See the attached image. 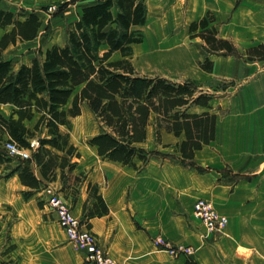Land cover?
Instances as JSON below:
<instances>
[{
  "label": "crops",
  "instance_id": "crops-1",
  "mask_svg": "<svg viewBox=\"0 0 264 264\" xmlns=\"http://www.w3.org/2000/svg\"><path fill=\"white\" fill-rule=\"evenodd\" d=\"M60 1L0 0V10L25 16ZM93 1L75 0L71 7L80 13ZM145 2L148 29L141 54L157 62L171 59L167 64L174 72L158 77L192 84L195 95H212L208 106L193 104L187 112L216 116L214 140L195 151L191 163H181L177 148L184 133L176 136L161 128L157 141L153 117L145 141L137 144L148 160L142 164L135 158L133 167L102 159L95 147L86 143L84 149L69 137L80 158L63 181H45L31 159L23 163L41 180L28 198L17 173L1 178L5 166H0V208H9L6 216L14 219L8 242L0 229V264H92L43 206L40 195L46 185L59 191L117 264H264V0ZM206 16L213 18L217 37L230 42L233 52H212L191 36L190 24ZM205 59L211 71L200 68ZM37 145V139L31 141L33 150ZM10 157L15 167L20 159ZM95 188L108 211L89 218L86 213L93 206L100 210ZM199 198L210 200L228 218L216 242L193 216ZM157 235L174 244L194 245L202 254L164 258L152 243Z\"/></svg>",
  "mask_w": 264,
  "mask_h": 264
},
{
  "label": "trees",
  "instance_id": "trees-1",
  "mask_svg": "<svg viewBox=\"0 0 264 264\" xmlns=\"http://www.w3.org/2000/svg\"><path fill=\"white\" fill-rule=\"evenodd\" d=\"M73 2L65 1L60 8ZM19 16L24 15L0 10V29L5 30L0 37V106L11 108L7 117L0 113V166H5L1 178L17 173L27 188L23 192L25 198L40 187L41 180L23 163L31 159L39 168L41 179L48 182L57 177L63 181L66 173L76 167L80 153L70 142L69 134L60 128H69L70 120L81 115L84 104L101 127L87 143L96 148L102 159L123 165L136 167L135 158L142 164L147 162L137 144L145 141L153 117L157 141L161 128L176 136L184 133L185 139L177 148L181 163H191L195 151L214 140L216 116L187 112L193 104L208 106L212 95H195L192 84L136 72L133 46L142 42L137 29L147 20L145 0H94L82 7L64 45L38 49L29 64L13 69L4 58V51L18 42L33 41L42 27V19L36 13ZM212 22L211 16L194 21L189 33L199 37L212 52H233L230 42L217 37ZM115 55L119 57L113 58ZM199 66L205 71L212 69L208 59ZM34 139L38 145L33 150ZM5 141L32 151L30 159L19 160L11 167L12 158L2 147ZM94 197L100 210L93 206L86 213L89 218L108 211L97 188Z\"/></svg>",
  "mask_w": 264,
  "mask_h": 264
},
{
  "label": "rangeland",
  "instance_id": "rangeland-1",
  "mask_svg": "<svg viewBox=\"0 0 264 264\" xmlns=\"http://www.w3.org/2000/svg\"><path fill=\"white\" fill-rule=\"evenodd\" d=\"M68 0H63L60 2H51L50 4L43 7L41 10L38 11V15L42 19V27L37 35V38L35 41L27 44H19L17 46H10L4 53V57L8 59L11 62V66L13 69L18 68L21 64H29L31 59L35 56H37L38 47L45 50L46 48L53 46V45H64L67 40V33L71 29V25L74 21L77 20L78 16V7L74 6L71 7V5H74L73 3H68L69 5L65 6L64 8L60 5ZM56 5V9L53 13H50L47 11V8L49 5ZM63 6V5H62ZM147 29H148V22L146 20V23L144 26L138 28L137 30L140 31L142 35V42L140 44L133 46V55H132V63L135 66L136 72L140 76L145 77H152L157 76L159 74H162L164 72L169 73V75L174 72V67L171 66V64H167L170 60L163 61L159 60L157 62L156 59L152 58L150 55H143L140 53L139 49L144 46L147 36ZM2 34V31L0 30V35ZM155 50V49H154ZM147 52V51H146ZM119 56L115 55L113 58H117ZM70 104L67 105L66 108L69 107ZM0 113L7 117L10 114V108L9 107H3L0 106ZM100 124L97 121L96 117L90 110V108L87 105H83L81 108V115L77 118H73L70 120V127H63L62 131L63 133H68L69 137L75 142L78 143V145L82 148H86L88 146L87 140L95 134L98 130H100ZM69 138V139H70ZM7 142V141H5ZM4 142V143H5ZM3 143V144H4ZM3 147V146H2ZM29 155L31 154L30 151H27ZM18 158L20 157L19 154L15 155ZM31 156V155H30ZM29 160V159H28ZM57 190V189H56ZM58 191V190H57ZM59 192V191H58ZM60 194V193H59ZM61 195V194H60ZM62 196V195H61ZM66 200V199H65ZM71 209V208H70ZM9 208H0V229L5 235L6 242L9 241V229L14 221V219L11 217L8 219L7 211ZM72 211V209H71ZM5 212V213H4ZM225 231V230H224ZM208 234V233H207ZM214 236L217 239L221 236V234H208ZM155 237H161L163 240H166L171 246H189L192 247L193 252L188 255L180 256L191 258L193 256H198L199 254H202V252L199 250L197 252V247L194 245H186V244H174L170 242L169 240L163 238L161 235H157ZM152 239V243L154 238ZM210 238V237H208ZM212 240V239H210ZM214 240H212L213 242ZM264 243V240H263ZM155 247V246H154ZM157 249V250H156ZM7 249L5 250V252ZM156 252H159L158 254H163L164 258H179V257H172L165 251H162L158 248H155ZM157 254V255H158ZM197 254V255H196ZM262 257L264 258V246H263V253ZM156 259H160L159 257H156ZM159 261V260H158Z\"/></svg>",
  "mask_w": 264,
  "mask_h": 264
},
{
  "label": "built area",
  "instance_id": "built-area-1",
  "mask_svg": "<svg viewBox=\"0 0 264 264\" xmlns=\"http://www.w3.org/2000/svg\"><path fill=\"white\" fill-rule=\"evenodd\" d=\"M55 9L56 5L53 4L48 6L47 11L53 13ZM3 148L9 156L19 154V159L22 161L30 159L28 150L18 149L14 143L7 141L3 144ZM40 200L65 232L68 241L77 250L85 254L87 262L92 264H117L101 247L97 237L91 232L86 222L73 214L65 198L54 187L46 185L42 189ZM193 216L201 223L208 234H222L228 224V218L221 214L210 200L204 198H199L194 202ZM153 245L172 257H180L193 252L192 247H173L161 237H155Z\"/></svg>",
  "mask_w": 264,
  "mask_h": 264
},
{
  "label": "bare ground",
  "instance_id": "bare-ground-1",
  "mask_svg": "<svg viewBox=\"0 0 264 264\" xmlns=\"http://www.w3.org/2000/svg\"><path fill=\"white\" fill-rule=\"evenodd\" d=\"M142 50H143V48H140V49H139L140 53H141Z\"/></svg>",
  "mask_w": 264,
  "mask_h": 264
}]
</instances>
